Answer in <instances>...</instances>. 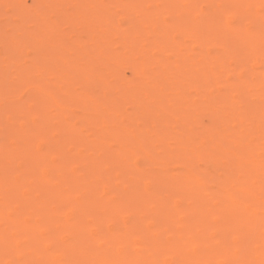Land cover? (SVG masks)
Masks as SVG:
<instances>
[{
    "label": "bare ground",
    "instance_id": "6f19581e",
    "mask_svg": "<svg viewBox=\"0 0 264 264\" xmlns=\"http://www.w3.org/2000/svg\"><path fill=\"white\" fill-rule=\"evenodd\" d=\"M205 1L221 9L216 4L219 0ZM194 2L0 0V12L10 9L17 13L0 25V79L10 83L0 85V248L25 237L27 242H18L23 249L44 253L21 258L1 249L0 264H5L6 257L14 259L10 264H84V259H89L88 264H216L215 257H223L222 264H264V134L259 124L242 118L244 100L233 97L236 84L230 76L223 71L211 74L216 67L223 70L222 52L205 58L204 54L195 56L179 46L174 48L173 43L182 37L188 38L193 48L200 47L198 40L204 31L197 25L179 27L180 16L176 14L195 10ZM237 2L252 8L244 28L239 30L240 22L231 17L224 23L234 29L233 37H240L253 50L250 55L258 54L264 51V0H227L226 11ZM165 14L173 17L170 22L162 17ZM117 15L124 16V26L115 21ZM151 55L159 71L150 66ZM246 56L241 64L244 71ZM240 79L251 83L247 77ZM130 96L139 97V101L131 102L128 112L123 104ZM77 101L86 110L77 121L50 118L51 111L71 112ZM177 104H186L192 116L202 110L213 116L203 129L191 122L187 130L195 134L196 143L176 158L197 154L217 170L215 202H183L185 191L210 193L206 178L191 164L174 169L172 176L178 179L174 182L158 179L141 193L120 195L112 187L89 183L97 169L90 155L83 156L82 165L73 168L74 160L59 159L64 152L41 148L31 138L34 135L46 143L59 127L63 142L74 143L75 152L81 153L86 142L92 153L111 149L109 143L117 148L119 133H129L139 142L128 127L172 115ZM92 119L99 122L96 131L88 126ZM28 121L35 126L33 135L23 127ZM247 128L253 130L249 139L239 133ZM72 133L89 137L93 133L99 141H89L87 136L76 140ZM149 138L169 149H183L178 142L165 143L156 131H150ZM16 157L29 170L13 168ZM125 157V152L114 149L103 164L107 170L117 171ZM169 167L165 164L156 169ZM12 175L22 180L12 184L6 179ZM133 179L143 182L137 176ZM36 187H46L49 194L35 195L32 191ZM60 194L66 196L64 212L58 208ZM80 198L84 204L78 206ZM129 202L149 208V214L190 208L205 221L176 217L155 223L148 216L142 222L133 213L124 218ZM102 215L115 220V226L90 236L85 227ZM31 219L53 220V226L66 229V233L56 235L46 226L29 225ZM149 224H157L162 232L135 248L134 235ZM222 226L233 231L218 230ZM210 230L211 238H205ZM252 254L254 259L249 262L247 256ZM99 256L106 258L100 262Z\"/></svg>",
    "mask_w": 264,
    "mask_h": 264
},
{
    "label": "rangeland",
    "instance_id": "374dc122",
    "mask_svg": "<svg viewBox=\"0 0 264 264\" xmlns=\"http://www.w3.org/2000/svg\"><path fill=\"white\" fill-rule=\"evenodd\" d=\"M194 4L196 5L195 10H190L187 13L176 12L178 16H180V20H178V26L181 28H186V26L197 25V27L204 31V36L199 38V49H195L192 47L191 41L188 38H179L174 43V48L184 49L187 52H192L195 56H199L204 54L205 58H209L215 53L222 52L225 55V66L221 70L219 67L213 69V75L219 74L220 72L226 73L230 76L232 83H235L236 86L233 91V97L237 98L238 101L244 100V110L242 118L251 120L254 123H257L262 127V133L264 134V51H261L258 54L250 55L252 51L251 48L246 46L240 37H233L232 32L233 28L225 25L224 20L226 17H231L240 22L239 30L244 28L243 22H246L252 13L251 7H243L241 3L237 2L231 5V8L227 10V0H219L216 4L221 8L218 10L214 9L209 5L208 1L205 0H194ZM54 2V0H50V3ZM190 7V6H188ZM226 8V9H225ZM225 9V10H224ZM224 10V11H223ZM0 12V25L1 22L8 21L12 16L17 15V13L8 9L5 12ZM165 21L170 22L173 18L170 14H165L162 16ZM115 21L121 26L125 25V18L122 15H117L115 17ZM21 42L28 43L27 39H20ZM168 41L165 43L167 44ZM170 43V42H169ZM161 43H159L160 45ZM172 45V43H170ZM152 48L153 46H149ZM202 49V50H201ZM1 50V45H0ZM150 49H147V51ZM156 52V51H155ZM173 53V52H172ZM155 55V54H154ZM154 55H151V59L154 58ZM247 69L244 71L241 64L243 60L247 57ZM160 56V55H159ZM150 66L155 69V71H159L158 65L155 64V61H151ZM221 74V73H220ZM225 74V75H226ZM240 77H247V80H250L251 83H246L245 79L242 80ZM239 78V79H237ZM8 81H4L0 79L1 86H8ZM84 87H78L77 90H81ZM92 90H97V87H91ZM210 92V91H207ZM138 104L139 97H126V101L123 104V108H126L128 112V108L131 109L130 103L135 102ZM35 105V104H34ZM178 110L176 113L172 115H161L157 120H147L146 122H141V125L136 127L129 126L134 136H136L140 141L138 142L135 137H132L129 133H119L117 138L120 143V148H115V144L109 143L110 148H103L92 153L90 150V143L86 142L83 145V151L81 153L75 152V144L72 142H63L61 133L63 130L59 127H56L52 131L53 138L48 142L40 141L36 139L33 135L35 126L32 121H28L23 124V127L29 131V133L33 136L31 138L37 142L39 147L41 148H53L58 152H64L61 157H66L67 159L74 160L73 168H78L82 164H80V160H82L83 156L90 155V161L97 166V169L91 173V178H89V183L93 186L94 184L99 186H108L112 187L114 193H118L122 195L124 192H134L141 193L147 187H152L157 183V180L160 179L162 181L174 182L178 180L177 178H173L172 174L174 171L180 166L188 163L196 167L197 173L202 175V177L206 178L207 185L209 186L210 193L208 195H196L191 194L189 191H185V195L182 198L183 202L186 200H191L194 203H204L215 202L217 200V195L215 194L216 186H217V170L205 159L197 154H190L184 158L178 160L176 158V154H180L181 152H185L190 149L192 144H195L194 138L195 134H190L187 130L194 122V126L197 128L203 129L209 125L213 119V116L208 115L206 111L202 110L197 115H190L188 113V107L186 104H177L174 105ZM82 108V103L77 101L72 108V111L66 113L65 115L59 114V112L51 111L49 112V116L53 121L57 120H71L73 122L77 121V119L81 118L86 111ZM198 121L199 123H196ZM88 126L93 131L98 130L99 122L97 120L88 121ZM156 131L159 135L163 136L165 143L168 141L178 142L179 145H182L181 150H173L169 149L168 146H162L160 141L149 138V132ZM89 133V132H87ZM243 137H251L253 135V130L247 128L246 130L240 131ZM72 136L76 140H80L82 137L87 135H83V133H72ZM79 138V139H78ZM87 138L91 139V141H99V137L97 135L87 136ZM169 139V140H167ZM246 141V140H245ZM246 144V143H244ZM116 150H120L121 152L126 153V159L124 158L119 161L120 170H107L105 164L103 162L111 155V153ZM92 153V155H91ZM36 160H39L36 157ZM62 160V159H61ZM77 160V161H76ZM103 164V165H102ZM167 164L169 169L164 171H158L156 168H159L163 165ZM11 166L19 171L29 170L27 166H24V162L20 157H16L13 159ZM175 169V170H174ZM133 176H137L138 178H142V183L134 182ZM177 176V175H176ZM178 177V176H177ZM12 184H17L18 181L22 180V177L18 178L15 175L10 177H6ZM35 191H32L35 195L38 196H46L49 194V191L46 187H36L33 188ZM30 193V192H29ZM81 191L77 192V195H80ZM119 195V196H120ZM57 200L60 202L59 210L64 212L62 208H64L66 196L64 194H60L57 197ZM84 204L83 200L80 198V202L77 205ZM167 204H165L166 206ZM126 212L124 213V218L133 213L137 215V217L143 222L148 220L149 216L155 223L162 222L165 219H173L176 217H185L186 219L193 218L194 220L205 221V218L199 217L195 215V212L188 208L179 212L172 211H161V212H151L149 208H138L137 206H133L131 202L126 206ZM101 212H105L104 208H99ZM75 210H70V212H74ZM26 211H23V215ZM30 213V211H29ZM116 224L115 220L110 219L109 217L102 215L99 220L91 221L88 226L85 227V231L90 236H95L99 234L102 229L107 228L111 229ZM29 225L32 226H46L49 228V232L56 235H64L66 233V229L58 228L53 226V220H41V219H31L29 221ZM222 229V231H226L227 233H231L233 229L231 227H219L218 230ZM213 230H210V233L205 234V238H211ZM10 232V229H9ZM158 232H162L160 227L156 225H142L140 227V234L134 235V243L133 246L141 247L142 244L147 243L150 238H153ZM12 233V231H11ZM36 238L39 241H43L41 235H37ZM29 238L19 237L16 238L14 243H6L1 246L0 250L4 249L8 252L15 253L19 255V257H28L32 258L34 256H44L42 251L40 252H29L26 249H23L20 244L22 242H27ZM23 244V243H22ZM246 243L241 242L240 245H245ZM52 246L50 241L49 246ZM255 255H248L247 260L249 262L253 261ZM106 257L99 256L97 261L103 262ZM14 260L13 258L6 257L5 264H10ZM89 259H84L83 263L88 264ZM214 262L216 264H222L223 257H215ZM252 264H262L258 262H253Z\"/></svg>",
    "mask_w": 264,
    "mask_h": 264
}]
</instances>
